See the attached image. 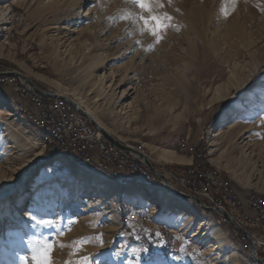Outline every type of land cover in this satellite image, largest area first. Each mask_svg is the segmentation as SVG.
Returning a JSON list of instances; mask_svg holds the SVG:
<instances>
[{
  "label": "rangeland",
  "instance_id": "1",
  "mask_svg": "<svg viewBox=\"0 0 264 264\" xmlns=\"http://www.w3.org/2000/svg\"><path fill=\"white\" fill-rule=\"evenodd\" d=\"M214 1L171 0L169 4L162 0V11L172 19L157 42L149 32L141 30V21L123 18L140 13L132 0H24L9 7L21 21L14 25L15 38L1 45L16 53V59L26 69L15 72L27 76L37 89L55 93L60 86L78 89L107 133L121 144L140 150L166 180L168 172L183 170L187 165L165 163L159 157L161 150L191 159L190 148L202 147L207 158L215 159V163L210 162L212 167L236 186L238 195H260L264 194V103L260 96L264 88V8L253 18L248 31L247 38L255 43L246 42L247 48L239 45L241 57L228 61V56L217 52L214 42L218 38L211 33L218 30L224 34L229 29V11L223 4L215 8ZM261 2L264 5V0ZM213 12L216 17L208 20ZM202 18L207 21L204 26L199 23ZM99 30L103 33L96 38L99 44L90 55L102 57L101 66L89 81L81 83L87 62L79 49L80 42L94 45V39L86 37ZM198 31L207 32V49L192 38ZM10 42L15 47H9ZM189 44L196 50L189 53ZM74 50L78 53L70 64H54L55 52L62 62H69L68 52ZM14 67L17 68L15 64ZM122 77L124 82L119 86ZM147 104L157 109L162 106L160 113L147 110ZM0 108L4 111L0 113V184L11 185L7 193L0 195V264H24L20 258L30 257L36 240L45 237L55 241L51 264H79L82 258L101 252L105 253L104 264H125L126 253L109 257L114 248L111 234L124 208L129 210V202H134L130 211L147 206V215L152 203L127 196L125 191L130 187L107 179L116 184L114 194L102 203L81 197L82 202L75 206L72 203L77 188L85 195L95 193L82 181V177L95 174L74 168L62 157L43 154L40 133L19 120L2 99ZM215 134L218 136L211 142ZM185 142L187 150L183 154L177 145ZM212 150L210 156L208 151ZM146 168L162 186L153 191L154 188H145L151 185L149 181L140 177L136 181L153 197L165 190L164 183ZM175 197L170 207L160 212V218H172L177 225L167 227L162 221L152 220L180 245L181 257L173 264H241L248 250L240 234L219 214L200 211L194 204L186 205ZM178 211L189 214L179 216ZM30 212L51 223L45 227L36 224L27 217ZM195 215L197 221L203 217L210 220L211 233L222 232L225 239L216 249L212 239L204 246L191 240L196 229L191 217ZM85 238L87 242L79 243ZM127 263L140 264L131 257ZM157 264H170L164 251Z\"/></svg>",
  "mask_w": 264,
  "mask_h": 264
},
{
  "label": "bare ground",
  "instance_id": "2",
  "mask_svg": "<svg viewBox=\"0 0 264 264\" xmlns=\"http://www.w3.org/2000/svg\"><path fill=\"white\" fill-rule=\"evenodd\" d=\"M23 1L24 0H12L10 2H11V4L16 5V4L21 3ZM261 1L262 0H256L254 2H252V0H216V1H214V7L215 8H217L218 6L223 4V6L227 7L226 9L229 11V13H228L229 16L227 17V21L230 22L229 29L224 31V34L220 33V31H218V30L214 33L213 32L211 33L212 37L214 35H217V38H218L214 42V45L216 46L217 52L220 55L224 54V55L228 56V58H227L228 61L231 58L241 57V55L243 53L238 50L239 45L245 44V48H247L246 42L249 45H253L251 43H255V41L250 42L249 39L247 38V36L249 35L248 31L250 30L251 23L252 24L254 23L253 18H256V16L259 15V11H260L261 7L264 8V5L262 4ZM3 3H6V2H3ZM3 3L1 2V4H0L1 16L5 15L6 12H4L3 10L5 8H7L6 7L7 5L4 8L1 6ZM234 8H236L237 11H234ZM245 11H247V12H245ZM7 16L9 17L8 20L6 21V23L4 25L1 26L2 31L0 33V43H2V44H6L8 34L11 33V31H12V28L10 27L11 21H15L17 23H19L21 21V19L18 16L11 17L10 10H9V13L7 14ZM214 17H216L215 12L212 13V17L210 16V18H208V20H210L211 18L213 19ZM205 22H207V21L203 18L201 19V21H199L201 26L202 25L204 26ZM102 33H103L102 30L93 31L90 33L92 35H88L86 37V40L93 38L95 41L94 45L91 43L87 44L84 42H80L79 49H81V52L83 53L82 55H86L85 57H86V62H87L86 68L84 69L85 76L81 79V83L89 81V79H91V77L94 76L95 70L97 68H99V66H101L100 63H101L102 57L96 56L94 54L93 55H90V54H91L92 50L94 48H96L97 44H99V42L96 40V38L100 37L102 35ZM208 37L209 36L207 35L206 31L205 32L204 31L195 32V35L192 36V38H195L196 41H198V40L200 41L203 49H207L209 47L208 46V42H209ZM261 37L263 38L264 34H262ZM215 38H216V36H215ZM189 46L192 47L191 49L189 47V49H188L189 53L196 50L190 44H189ZM1 48L2 47H0V50H1ZM231 51H232V53H230ZM76 53H78V51H75V50L73 52L69 51L68 52V58H69L68 61L69 62L63 61L64 62L63 63L59 58L58 52H55L54 56H53V58H54L53 62L56 65L59 63H62L63 65L66 66V65H68V63L70 64V62L73 61ZM0 55L3 57L9 56V54L3 55L2 52H0ZM230 55H232V56H230ZM123 56H125V55H123ZM0 69L8 70L1 63H0ZM12 74L14 76L20 78L15 71H12ZM124 78L125 77H122L118 81L119 86L123 85ZM99 83H101L100 80H99ZM45 90H49V89H45ZM0 93H1V91H0ZM49 93L53 94L56 99L65 98L66 101H67V99H69L72 102H75L82 110H84V112L89 117H91L92 120L95 121L96 125L104 133H107V129L105 128L104 124L100 120L97 119L95 113L91 110V108H89L87 106L84 97L78 91V89H76V88L67 89V88H62L60 86L59 90L57 91V93H59V94L55 93L53 90H49ZM12 101H13V103H12ZM114 104H115V106L118 105L117 102ZM3 105H5V104H3ZM7 105L10 106V108H8V109L12 110L13 113L16 115V117L19 120L28 123V125H30L34 129H36L40 133V136L39 135L38 136L40 138L39 141H40L42 149H43L42 153L45 150H48L49 140L50 141H59V138H60L59 132L50 128L49 124H44V123L41 124L40 122L35 121V117L30 116V112L27 111L25 106L18 104L16 102V100H13V99H11V101ZM168 105H169V103H166L164 105V107L167 108ZM161 107L162 106L158 107V109L160 110ZM72 108L75 109V107H73V106H72ZM146 109L151 111L152 113H155V114L160 113V111L157 108H155V106L151 107L149 104L146 105ZM0 113H4V111H2V108H0ZM107 113L109 116L112 115L110 112H107ZM217 136L218 135L215 134L211 138V142H214L216 140ZM179 145H181V151H179V152L185 154V152L187 150L186 142L181 143ZM190 150H191L190 152L192 153L191 154V160H192V156L194 154V149L191 147ZM208 152H209L210 156H212L214 153L213 150L211 152L210 151H208ZM207 154L204 152V150H203V153H201V154H194V161H196V162L202 161L203 164H205V166H206V173H212V175L214 177H218L222 180H226L227 183L234 185L230 182V180L226 179V177H224L221 174V171L219 169L212 167V164L215 163L214 162L215 159L213 157H210V159H209V157L207 158ZM50 156L62 157L67 162H69L74 168H79L88 174H91V173L95 174L92 176L82 177V181L85 183V186L90 191H92V190L95 191V193L92 195L90 193L85 195V194H82L83 191H80V187L77 188L75 191L76 194L74 195L76 200H74L73 201L74 203H72L75 206L77 203L80 204V202H82L81 197L87 196L91 200L94 199L96 202L102 203V202H104V200H103L104 198H106L110 194H114L115 189H116L115 188L116 184L114 183L115 184L114 185V184L106 182L107 179H112L115 182H117L118 184H125V183H127V181L130 180L127 178H122V176L111 175V172L101 173L100 169L95 168V167L86 168L84 165H82V162L79 160V158L74 159L71 154H63V155L60 154V155H50ZM159 157L167 163H170L173 161L186 163V160L180 159L171 150H169V151L168 150H161L159 152ZM210 162L212 164H210ZM195 172H196V165L194 162L191 161L186 166V168L184 170H179L177 172L170 171V173H168L167 175H171V177L174 178V180L186 181V180H193V177H195ZM141 178L145 179V177H141ZM149 182L151 184H153L154 186L155 185L156 186L159 185L160 187L162 186L157 181H149ZM234 187H236V186L234 185ZM10 188H11V185L0 184V195H4L5 193H7ZM151 188L152 187H150L149 189L153 190ZM153 191H155V190H153ZM147 194L141 188H139V189L130 188V189H127V191H126V195L133 196L134 198H137V199L142 198V199H144V201L152 203L153 207H151L150 214L142 217V220H144L146 223H149L152 220L153 221H157V220L162 221L163 223H166L167 227H171V226H173V224L177 225L176 224L177 222H174V220H172V218L171 219H168V218H165V219L162 218L161 219L160 218V215H161L160 212H162L163 209L170 207L171 202L173 200H176V197L173 196L172 194L167 193L165 190L160 191L158 194H155V196L152 195L153 197H149V195H147ZM249 194H252V193H249ZM218 195H219V200H227L226 192H219ZM254 195L257 198H261L264 200V194L263 193L260 195H257V194H254ZM182 201L186 205L192 204L188 200H186V201L182 200ZM262 210H263V219H264V202H263ZM178 212H179V216H186L187 214H189V211H187V212L178 211ZM32 216H33V214L31 212L27 215V217H29V219L32 218ZM197 219L198 218L196 217V215H195V217L194 216L191 217V223L196 225V229L191 233L192 234L191 240L194 242L200 243L201 246H204V245L208 244L209 239H212L214 242V244L212 245L213 250L216 249L220 245V241H223L225 239L222 232L220 230L219 231L217 230V231L211 233L213 227L211 226L212 224L207 217L206 218L203 217L199 221H197ZM17 221H18V223H20L19 220H17ZM235 223L241 227H249L250 225H256L258 228L261 229V233L264 234V220H256V218H247V216L243 213H235ZM165 231H167V230L165 229ZM167 232H169V231H167ZM116 238L117 239L120 238V235H117ZM138 239L141 243L146 244V246H148V247L150 246L149 239H141L140 237ZM172 239H175V238L173 237ZM177 243L178 242H176V244ZM180 254H181V250L172 249L171 251H164V258L170 264H173L174 261H176L177 257L180 256ZM242 258L243 259L241 260L242 261L241 264H259L255 259H253L252 257L249 256L248 251L246 253H244V255H242Z\"/></svg>",
  "mask_w": 264,
  "mask_h": 264
},
{
  "label": "built area",
  "instance_id": "3",
  "mask_svg": "<svg viewBox=\"0 0 264 264\" xmlns=\"http://www.w3.org/2000/svg\"><path fill=\"white\" fill-rule=\"evenodd\" d=\"M37 90L39 92L14 76L12 70L0 69V91L9 95V98L12 97L18 104L25 106L30 116L35 117V121L49 124L50 128L59 132V141L49 140L48 150H45L44 154L47 156L71 154L74 159L79 158L86 168L95 167L100 169L101 173L111 172V175L127 179L137 180L139 177H145L146 181H157L155 176L149 175L140 157L117 148L107 138L105 139L85 117L69 105L65 98L56 99L53 94L49 93V90L39 88ZM185 140L181 139V141ZM177 149L181 151V145H177ZM193 149L194 154H201L204 150L202 147H193ZM194 154L191 160L196 165L193 180H174L171 175L166 174L171 188L198 197L209 208L226 213L229 221L242 229L253 242L255 255L264 257V234L261 233V229L256 225L241 227L235 223V213H243L247 218L264 220L262 210L264 200L257 198L254 194L238 195L234 185L214 177L212 173H206L205 164L202 161H194ZM157 182L162 185L160 181ZM219 192H226L227 200H219ZM136 218L137 215L133 217V220ZM222 221L228 222L226 219ZM140 222L147 224L142 217H140ZM165 232L164 251L181 250L175 239L171 236L167 237L168 232ZM137 237L149 239L150 246L147 248L153 249V244L145 229L140 228L137 231ZM242 240L245 248L249 250L248 242L245 239Z\"/></svg>",
  "mask_w": 264,
  "mask_h": 264
},
{
  "label": "crops",
  "instance_id": "4",
  "mask_svg": "<svg viewBox=\"0 0 264 264\" xmlns=\"http://www.w3.org/2000/svg\"><path fill=\"white\" fill-rule=\"evenodd\" d=\"M1 2L3 3V2H5V0H2V1L0 0V4H1ZM5 6L2 5L3 8ZM10 6H12V8H13L16 5H13V4H11V2H9V4L6 6L7 8H5L3 10L4 12H6L5 15L1 16V14H0V33L2 31L1 26L4 25L6 23V21L8 20V18H9L7 16V14L9 13V10H10L9 7ZM11 17H15V15L13 13H11ZM5 19H6V21H5ZM15 24H18V23L15 22V21H11L10 27L12 28V31H11V33L8 34V38H7L6 44H7L8 40H10V38H15V28H14ZM1 44L2 43H0V47H2ZM10 46L11 47H15L14 43H12V42L9 43V47ZM0 52H2L3 55L9 54L8 57H3V56L0 55V63L4 64V66L8 70L11 69L12 71L13 70L15 71L17 69H19V70L26 69L24 67V65L22 63H20L18 59H16V53L15 52H12L11 50L7 51L3 47L1 48ZM14 64L17 66V68L14 67ZM1 99L4 100L7 104H9V102L13 98L12 97L9 98V95H7L3 91H1L0 100ZM12 103H13V101H12ZM180 159L186 160V163L177 162V165L186 166V165H188L191 162V159H189L188 156H186V155L185 156H181ZM165 163H167V162H165ZM167 164H172V163L170 162V163H167ZM175 172H177V171H175ZM168 173H170V172H168ZM125 184L127 186V187L125 186L126 188H129V187L130 188L131 187L139 188V186H142V183L141 182H137L136 179H130ZM150 187L154 188V190H155V188L157 186L156 185L154 186L153 184H151L150 186L145 187V188L149 189ZM125 194H126V191H125ZM127 196H129V195H127ZM129 203H130L129 210L124 206L125 208L122 211L123 212V217L122 218L119 217V223L116 226V228L114 229V232L111 234V237H112L111 245L114 248L110 251L109 257H111V255H113V254L126 253V255L123 256L124 260L126 261L125 264H128L127 263V258H129V257L133 258V260H137L140 263L138 257L147 255L145 252H143V249H146V246L142 245L141 243L139 244L138 243V238H137V231L140 230V228H143V229H145V231L147 232L148 236L150 237L151 244H153V249H154V251L156 253V261L162 260L163 251H164V245L165 244L161 243V241L163 242V240H164L165 231L163 230V228L160 227V225L158 223L155 224V222H153V221H151V222H149L147 224H143L142 222H140V217L147 216V213H145L146 211H149V208L147 206H144L143 208L140 207L139 209L137 208V209H135L133 211H130L132 208H134V204H133L134 202H129ZM146 205H148V204H146ZM135 215H137V218L133 220V217ZM125 221H127V222H125ZM157 233L160 234L159 237H157V235H156ZM116 234L120 235L119 239L116 238V236H115ZM111 245H108V246L111 247ZM179 257H181V254H180ZM130 262H133V261H130Z\"/></svg>",
  "mask_w": 264,
  "mask_h": 264
},
{
  "label": "snow or ice",
  "instance_id": "5",
  "mask_svg": "<svg viewBox=\"0 0 264 264\" xmlns=\"http://www.w3.org/2000/svg\"><path fill=\"white\" fill-rule=\"evenodd\" d=\"M132 3L140 9V13H129L124 16L125 19H132L133 21L139 20L142 22V31L149 32L157 42H159L163 31L170 26L169 22L172 17L167 12L162 11L164 4L162 0H132ZM171 4V0H168ZM261 102L264 103V88L260 92ZM36 224L45 227L51 222L43 219H38L36 216L31 218ZM62 235V233H59ZM159 237V233L156 234ZM99 240L100 238L97 237ZM54 239L52 242L48 238H38L33 246L32 255L28 258L21 257L24 264H51L50 252L53 247ZM87 242V238L79 243ZM161 243H163L161 241ZM147 253L145 256L138 257L140 264H157L156 253L151 248L143 249ZM105 253L101 252L98 256L84 257L79 264H104Z\"/></svg>",
  "mask_w": 264,
  "mask_h": 264
},
{
  "label": "water",
  "instance_id": "6",
  "mask_svg": "<svg viewBox=\"0 0 264 264\" xmlns=\"http://www.w3.org/2000/svg\"><path fill=\"white\" fill-rule=\"evenodd\" d=\"M22 80H24L33 90L38 91L35 84L33 83L32 80H30L27 76L21 75V74H17ZM68 103L70 105H72L73 107H75L76 111L84 116L91 125H93L95 127V129L102 135L105 137V139L107 138L113 145H115L117 148L119 149H123L126 151H129L131 153H133L134 155H136L137 157H140L142 159V161L144 162L145 166L148 167V169L151 171V173L153 175H156L161 181H163L164 183V189L167 193L172 194L173 196H177L178 198L186 201H190L192 204H194L196 206V208H198L200 211H205V212H214L219 214V216L222 219H226L228 221L229 226L235 230L237 233L240 234V236L242 237V239H245L246 242H248L249 244V250H248V254L250 257H252L253 259H255L259 264H264V259L257 257L254 253V247H253V242H251V240L249 239V237L247 236V234L240 229L239 227L233 225L228 218V215L224 212H219L216 211L212 208L207 207L203 202H201L198 198L194 197V196H190L187 194H184L182 192H179L175 189H172L169 182L165 179V177L163 175H161L160 173H158L153 166L150 165L149 160L146 158V156H144V154L140 151V150H135L127 145L121 144L120 142H118L115 138H113L111 135H108L107 133H104L95 123L94 120L91 119V117H89L84 110H82L75 102H72L71 100L67 99Z\"/></svg>",
  "mask_w": 264,
  "mask_h": 264
},
{
  "label": "trees",
  "instance_id": "7",
  "mask_svg": "<svg viewBox=\"0 0 264 264\" xmlns=\"http://www.w3.org/2000/svg\"><path fill=\"white\" fill-rule=\"evenodd\" d=\"M207 214H209V215H210L211 213H207Z\"/></svg>",
  "mask_w": 264,
  "mask_h": 264
}]
</instances>
